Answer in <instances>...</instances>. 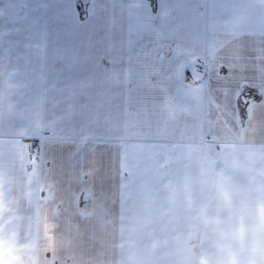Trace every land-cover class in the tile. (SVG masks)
<instances>
[{"label": "snow or ice", "instance_id": "6c2138e0", "mask_svg": "<svg viewBox=\"0 0 264 264\" xmlns=\"http://www.w3.org/2000/svg\"><path fill=\"white\" fill-rule=\"evenodd\" d=\"M67 3L0 0V264L68 195L148 264H264V0Z\"/></svg>", "mask_w": 264, "mask_h": 264}, {"label": "crops", "instance_id": "0c3cea01", "mask_svg": "<svg viewBox=\"0 0 264 264\" xmlns=\"http://www.w3.org/2000/svg\"><path fill=\"white\" fill-rule=\"evenodd\" d=\"M73 2L68 0L67 8L74 17ZM86 210L93 212V230L85 226L86 220L81 217L75 199L66 196L59 212L60 227L54 234L45 230L33 236L30 264H125V261L127 264H148L151 249L143 237L122 241L104 222L106 210L92 202L88 203ZM194 243L198 250V241ZM218 243L212 241L214 246Z\"/></svg>", "mask_w": 264, "mask_h": 264}]
</instances>
